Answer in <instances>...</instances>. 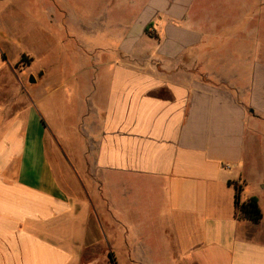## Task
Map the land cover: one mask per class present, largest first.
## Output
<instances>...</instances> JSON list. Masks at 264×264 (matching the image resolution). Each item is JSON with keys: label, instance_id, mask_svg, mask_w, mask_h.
Returning a JSON list of instances; mask_svg holds the SVG:
<instances>
[{"label": "crops", "instance_id": "obj_1", "mask_svg": "<svg viewBox=\"0 0 264 264\" xmlns=\"http://www.w3.org/2000/svg\"><path fill=\"white\" fill-rule=\"evenodd\" d=\"M38 1L57 38L64 0ZM99 1L72 19L103 42L71 77L75 202L0 20V264H264V0Z\"/></svg>", "mask_w": 264, "mask_h": 264}, {"label": "rangeland", "instance_id": "obj_2", "mask_svg": "<svg viewBox=\"0 0 264 264\" xmlns=\"http://www.w3.org/2000/svg\"><path fill=\"white\" fill-rule=\"evenodd\" d=\"M100 3L101 1L97 0V8ZM63 4L65 5L64 14L69 16H64L62 27L58 25L57 38L48 31L55 27L46 21V17L42 14L44 7L38 0L0 1V20L5 26L8 22L12 24L11 28L6 27L7 31L4 33L11 44L7 46L6 50L9 65L14 64L19 54L28 56L23 59L25 61L28 58L29 63L28 67L23 69V81L29 96H31L29 92L34 90L40 100H44H41L43 105L38 104L37 107L38 109L43 107L45 110L44 115L49 123L48 140L59 143L57 154L62 158V163L55 162L57 163L55 168L69 199L71 202H75V200H83L84 197L88 199L91 194L86 191L83 179L74 164L73 155H71L72 140H74L72 131L79 128V125L81 126L73 113L71 77L77 68L78 61L86 62L94 57L91 50L85 48L86 46L83 47L82 44L103 42L99 38L89 37L92 34H87L86 31H75L76 28L72 24V19H76V22L78 19L74 13H87L92 0H64ZM15 16L19 22H13L12 17ZM29 27L32 29L31 35L29 38L21 40L23 36H27L25 31ZM96 36L98 37V35ZM99 56L102 55L99 54ZM56 59L58 60L57 68L51 66ZM19 60L21 59L19 58ZM43 67H49V79H38V74ZM31 76L37 79L32 86L27 84ZM64 132L68 134L65 137ZM85 166L89 169L87 162H85ZM73 167L77 169L81 179L82 184L79 183V186L77 178L70 173ZM61 173L66 176H61ZM84 179L85 181L89 180L88 177ZM78 188L84 192L79 193Z\"/></svg>", "mask_w": 264, "mask_h": 264}, {"label": "trees", "instance_id": "obj_3", "mask_svg": "<svg viewBox=\"0 0 264 264\" xmlns=\"http://www.w3.org/2000/svg\"><path fill=\"white\" fill-rule=\"evenodd\" d=\"M147 31V30H145ZM235 211L238 219L258 223L261 219V212L258 207L257 199L255 197L249 198L247 201L240 203L238 194L239 189L235 187Z\"/></svg>", "mask_w": 264, "mask_h": 264}, {"label": "water", "instance_id": "obj_4", "mask_svg": "<svg viewBox=\"0 0 264 264\" xmlns=\"http://www.w3.org/2000/svg\"><path fill=\"white\" fill-rule=\"evenodd\" d=\"M41 76H42V73H39V74H38V77H41ZM35 81H36L35 77H34V76H31V78H30V82H31V83H35Z\"/></svg>", "mask_w": 264, "mask_h": 264}]
</instances>
